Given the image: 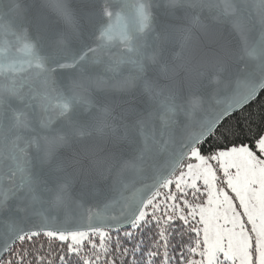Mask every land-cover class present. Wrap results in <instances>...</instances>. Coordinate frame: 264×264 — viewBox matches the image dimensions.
Wrapping results in <instances>:
<instances>
[{
	"label": "snow or ice",
	"instance_id": "snow-or-ice-1",
	"mask_svg": "<svg viewBox=\"0 0 264 264\" xmlns=\"http://www.w3.org/2000/svg\"><path fill=\"white\" fill-rule=\"evenodd\" d=\"M0 264H264V0H0Z\"/></svg>",
	"mask_w": 264,
	"mask_h": 264
}]
</instances>
